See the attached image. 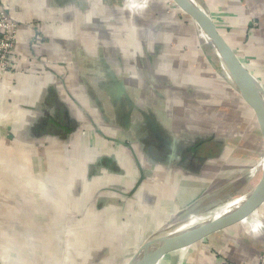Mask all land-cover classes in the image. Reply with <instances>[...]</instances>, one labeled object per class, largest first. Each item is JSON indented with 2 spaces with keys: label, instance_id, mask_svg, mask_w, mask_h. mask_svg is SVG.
Wrapping results in <instances>:
<instances>
[{
  "label": "crops",
  "instance_id": "1",
  "mask_svg": "<svg viewBox=\"0 0 264 264\" xmlns=\"http://www.w3.org/2000/svg\"><path fill=\"white\" fill-rule=\"evenodd\" d=\"M193 2L264 90V0ZM0 3L18 24L0 75V264H127L260 167L253 111L171 0ZM120 85L138 110L115 111ZM263 220L264 203L155 264H257Z\"/></svg>",
  "mask_w": 264,
  "mask_h": 264
},
{
  "label": "water",
  "instance_id": "2",
  "mask_svg": "<svg viewBox=\"0 0 264 264\" xmlns=\"http://www.w3.org/2000/svg\"><path fill=\"white\" fill-rule=\"evenodd\" d=\"M171 1L189 16L216 49L234 88L245 104L253 111L264 144V90L260 81L254 78L239 61L222 35L218 32L207 12L190 0ZM0 7H2L1 3ZM117 89L118 91L111 95V103L115 111L119 113V103L120 105L122 104V107L124 106V110L129 108L130 113L134 108L138 110V107L128 100L124 87L120 85ZM121 93L126 98L125 102L120 99ZM146 120L150 124L151 129L154 130L157 124L155 117H146ZM125 127H127V122L125 123ZM256 188L257 186L240 204L219 218L203 222L199 226L152 234L137 248L127 264H141L142 260L147 256L152 257L150 264H155L156 260L162 254L179 246L207 237L220 229L240 221L264 203V175L262 177L261 188L257 194L255 193Z\"/></svg>",
  "mask_w": 264,
  "mask_h": 264
},
{
  "label": "built area",
  "instance_id": "3",
  "mask_svg": "<svg viewBox=\"0 0 264 264\" xmlns=\"http://www.w3.org/2000/svg\"><path fill=\"white\" fill-rule=\"evenodd\" d=\"M5 11L6 8L0 7V75L15 73L11 66V57L18 40V24L10 19L8 11L6 13ZM257 261V264H264V256H260Z\"/></svg>",
  "mask_w": 264,
  "mask_h": 264
},
{
  "label": "bare ground",
  "instance_id": "4",
  "mask_svg": "<svg viewBox=\"0 0 264 264\" xmlns=\"http://www.w3.org/2000/svg\"><path fill=\"white\" fill-rule=\"evenodd\" d=\"M192 3L193 0H190ZM195 4V3H194ZM194 23V22H193ZM195 24V23H194ZM196 25V24H195ZM197 27V26H196ZM198 28V27H197ZM199 30V28H198ZM199 34H200V38L204 39V43L211 48L212 52L214 53V55L217 57L218 61H219V66L221 67V71L223 73V76L225 77V79L232 84L231 79L229 78L227 71L225 70L221 59L219 57V54L217 53L216 49L211 45V42L209 41V39L199 30ZM203 39H201L203 41ZM260 167V180L259 183L257 185L256 191L255 193L257 194L261 188V183H262V177L264 175V156L262 158L261 163L259 164ZM247 195L235 198L234 200L231 201H227V203L225 202V204L221 205V206H217L215 208H212L210 210H208L207 212L203 213L200 216L197 217H191L187 223L185 224V227H191V226H199L201 223L206 222V221H210L216 218H219L221 216H223L224 214H226L229 210H231L232 208L236 207L238 204H240ZM162 230V229H160ZM159 232V231H158ZM163 232V231H162ZM157 233V232H156ZM152 260L151 256H147L145 259L142 260L141 264H150V261Z\"/></svg>",
  "mask_w": 264,
  "mask_h": 264
},
{
  "label": "rangeland",
  "instance_id": "5",
  "mask_svg": "<svg viewBox=\"0 0 264 264\" xmlns=\"http://www.w3.org/2000/svg\"><path fill=\"white\" fill-rule=\"evenodd\" d=\"M205 44V43H204ZM206 46H208V44L206 45ZM209 47V46H208ZM209 49L211 50V48L209 47ZM211 52H212V50H211ZM213 53V52H212ZM213 56V59H215V62H216V65H217V67H218V69H220V70H222L221 69V67L219 66V61H218V59H217V57L214 55V53L212 54ZM231 86L233 87V89H234V85L233 84H231ZM253 157V156H252ZM262 158H263V156H262ZM261 158V159H262ZM253 160H254V158H253ZM231 167V166H229V164H221L220 165V167L221 168H226V167ZM259 168V167H258ZM254 169L253 171H252V174H251V176H246L245 177V179L244 180H241V181H238L237 183H236V185H235V187H237V188H233L234 189V191L231 193V194H229V195H227L226 194V198L225 199H223V200H221V201H219L218 203H216L215 204V206H213L212 208H215V207H217V206H221V205H223V204H225V201H227V199H230L229 198V196L231 195L232 197L234 196V198H232L231 200H234L235 198H238V197H241V196H244V195H248L249 193H251L254 189H255V187L257 186V184H258V181H259V179H260V169ZM253 172H254V175H253ZM231 200H228V202L229 201H231ZM227 203V202H226ZM212 208H210V209H212ZM209 209V210H210ZM190 217L191 216H188V215H180L179 216V218H176L175 219V223L174 224H184V223H187V221L190 219ZM264 221V220H263ZM174 224H170V225H168V226H166V227H172V228H174L175 226H173ZM176 224V225H177ZM172 228H163L162 230H159V232L158 233H165V232H167V231H170V229H172ZM152 231H154V230H147L146 232H145V235L143 236V238L144 237H146L149 233L151 234L152 233ZM162 231H164V232H162ZM154 233H156V230H155V232H153L152 234H154ZM149 234V235H150ZM151 234V235H152ZM260 256L262 257V256H264V250L263 251H260L259 253H258V255H257V258H258V260L260 259ZM258 262V261H257Z\"/></svg>",
  "mask_w": 264,
  "mask_h": 264
}]
</instances>
